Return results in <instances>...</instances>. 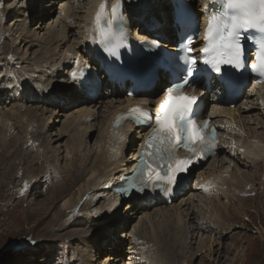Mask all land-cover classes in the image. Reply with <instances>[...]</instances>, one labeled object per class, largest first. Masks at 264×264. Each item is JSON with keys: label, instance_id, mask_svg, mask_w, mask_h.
<instances>
[{"label": "rangeland", "instance_id": "rangeland-1", "mask_svg": "<svg viewBox=\"0 0 264 264\" xmlns=\"http://www.w3.org/2000/svg\"><path fill=\"white\" fill-rule=\"evenodd\" d=\"M36 1L0 0V46H5V48L10 46L17 53H24V61L21 63L28 64L23 66L27 67V69L32 64L35 65L42 60L46 55L45 47L50 51L51 46L47 44L50 42L49 34L51 33L49 32L52 31L51 35L59 36L65 31L63 36L67 38L66 29L69 28L73 33L69 41L80 40L78 25H80L87 5V0H56L55 3H51L48 6L49 1L47 0ZM28 3L33 8L29 9L26 7ZM36 3L40 10L48 11L44 20L42 19L43 16H39L38 12L40 10L38 8L35 13L32 12L34 6H37ZM72 5L80 8L77 10L78 12L73 11V19L70 22V26L67 24L66 28L65 23H61L63 8L61 10L60 7L72 8ZM19 8L22 12L20 15L22 18L28 13L32 17L30 23H28V28L24 27L22 21L19 20L21 18L14 16L16 15L15 11ZM75 18L78 22H76ZM19 54L17 59L20 56ZM58 58H60L59 52L52 60L55 61ZM49 62L52 61L50 60ZM7 68L8 66H5L6 71ZM58 68L61 69V67ZM3 74L2 70V73H0L2 81L5 79ZM0 91L3 92V90ZM253 99L255 100V96L249 99L252 100V103L244 107V112L240 111L241 104L237 108L241 112V115L237 117L241 119L238 124L240 128L234 126L235 128L233 129L232 126V131L236 135L234 139L230 137L231 131L225 132L224 145L233 143L237 144L236 146H240V142L248 136L264 138V110L262 111L255 106L256 103ZM18 101V99L10 98L9 95L8 104L7 102V105L2 103V111L0 112V115L10 118L11 126L14 128L11 134L12 139L6 140L7 143L6 141H0V264H85L83 258L81 259L80 257L81 255L88 256V259H93V257L97 256L95 261L98 264H122L121 262L125 264L128 260V263L132 262L134 257H138L135 254L137 252L130 250L133 240L136 239L137 241L140 239L143 244L147 242L146 240H149L148 232L146 236L139 229V233H132L135 227L137 228L141 225L139 218L142 215H139L138 220H134V224L132 222L126 229L121 230L118 237H116L118 246L115 249V244L112 245L111 243L109 247H106L108 249L100 248L101 244L98 240V248H93V245L91 246L93 238L99 233L102 234L105 228L103 227L102 232H100L101 227L95 228L89 224H84V222L75 225L69 211L62 208L63 200L72 196L74 207L71 210H74L73 208L75 207L78 208L75 209L77 211L75 217H83L87 212H93H89L90 208L86 204L91 205L95 200L90 195L85 196L86 182H89V174L86 177V173L83 171L85 165H78V167L75 164L70 165V159L63 152L68 136L62 138L59 142L55 141L57 140L60 122L69 115L68 111H59V115L55 113L50 117L52 110L49 106L44 111L42 110L43 108H40V104V107L30 106L29 103L20 104ZM106 101L108 100L106 99L98 105L100 106L98 122L96 127L93 128L94 131L93 133L91 132L92 135H90L87 146L84 149L86 156H94V152L99 149V123L102 121V117L104 118L109 113L104 108L105 105L107 106ZM63 107H68L69 110L72 106L71 104L70 106L64 104ZM26 109L32 111V116H35L34 120L30 121L27 118L20 120L23 118L21 114H24ZM74 115H69L65 120L72 119ZM41 121L45 122V125L49 124L48 127L46 125V128H44L43 135L45 137L43 136V140L37 139V137L35 139L30 138L24 134L22 136V132L19 129L21 126L35 128L33 126L36 124L40 126L39 122ZM19 122L22 123L20 124ZM28 122L30 126H27L29 125ZM19 125L21 126L19 127ZM69 127L65 125L61 128L69 129ZM24 137L26 139H34V143L32 140L24 141ZM136 138L140 139V136L136 135ZM236 139L238 141H235ZM131 143L135 144L136 142L132 141ZM131 143L129 148L133 150ZM129 156L130 151L128 150L124 156L126 162H128ZM220 160L223 161L210 162L211 165L207 171L209 178L217 170H222L224 175H240L241 179L243 175H246L247 182L245 185H243L244 183L240 184V186L236 184V187H240L241 190L247 193L254 192L255 194L253 197L251 195L246 196L244 199H247V202H245L244 199L236 197L237 192L240 191L238 189L234 195L231 194L229 196L230 203L227 204L224 203L221 196L217 200L214 197L216 193L213 191L210 194L203 195L198 190L195 195L191 194L192 188H190L183 196L182 205L180 207L177 206V211L179 210L178 212L182 213V224H185L186 235L181 242L177 243L176 241L175 245L174 242L172 243L174 247L171 246L170 252L166 254L168 261L165 264H264V235L262 233L264 230V165L263 163L248 160L249 162L244 163L246 166L242 165L240 167L236 163L241 160L237 154L231 155L230 159L224 158ZM221 166L223 167L222 169ZM217 167L218 169H216ZM258 176L260 178L256 179ZM188 197H193L194 199H188ZM83 199L86 201H83ZM222 207H226L228 211L226 210L225 212ZM36 209L44 212L39 214ZM126 210V208H123L121 210L123 212L117 213L116 217L123 219V213ZM183 212H186V214ZM63 213H66L65 216L62 215ZM150 213L153 214L154 209ZM159 216L160 214H157V217L153 216L151 219L159 218ZM167 216L170 221L174 219L171 212H168ZM162 220H164L163 217H161ZM214 222L220 224L215 225ZM164 223L159 221L157 225L160 226V231L164 232L162 235H165V237L163 236L162 239L168 240V229L166 223ZM221 225L224 226L222 227ZM105 226L108 227V225ZM147 226L148 224L143 229ZM107 229L108 231L111 230L109 227ZM170 229L172 230L171 226ZM216 229L219 231H215ZM144 237L145 242H143ZM126 245L130 246L125 250ZM144 246L139 245L137 248L142 249ZM132 253L134 254L132 255ZM152 255L154 254L152 253ZM107 257L112 260L108 261L109 258ZM113 260H118L119 262L115 263Z\"/></svg>", "mask_w": 264, "mask_h": 264}, {"label": "bare ground", "instance_id": "bare-ground-1", "mask_svg": "<svg viewBox=\"0 0 264 264\" xmlns=\"http://www.w3.org/2000/svg\"><path fill=\"white\" fill-rule=\"evenodd\" d=\"M100 1L101 0H87V5L85 7V12H84L83 16L81 15L82 19L80 21V25H78L79 26L78 28L80 29V33L76 29L77 32L81 36L80 40H73L72 42L69 41V40H71L70 38L72 37L71 34H73L72 30H70L66 26H67V24L70 26V22L73 19V16H74L73 15V9L71 7H69V8L60 7V9L63 8V11H62L63 15L61 14V18H62L63 21H61V23L62 24L65 23L64 25L67 28V29L65 28L66 29L67 38H65V36H63V33L65 31L62 32V34H60L59 36L58 35H51L52 31L49 32V33H51V34H49L50 35L49 36L50 42H48L47 44L49 46H51L50 51H49V49H47L45 47L44 51H45L46 55L42 58V60H40V62H38L37 64L33 65L32 68H29V69L26 68V70H27L26 73L27 72H31V73H33L35 75V77H37V79L35 80V84H36L35 90H34L35 91V95L33 97H31L30 99L32 101L39 102L41 107H43L42 110H44V109L46 110L48 108V106L50 108L51 107L50 103H52V101L50 99H48V98L39 100L37 97L42 95L44 92H56V91L53 90V87L58 85L56 82H59L58 78H56V80H54L53 79V75H51V73H49L45 69H49L50 71L54 70L53 68L60 69V68H58V67H60L59 63L60 62H65V59H68L69 61H72L73 59H75L77 57H81L76 52V50L82 44L84 45L85 42H86L85 41L87 39L86 26L90 23V21L92 19V15L95 13ZM104 1L110 3V5H111L115 0H104ZM121 1H123L124 4L125 3L129 4L127 6V9L131 13H134L135 10L137 12H141V11H147V10L152 9L151 10L152 13L154 14V16H157V17L159 15L163 14L165 10H168L170 8V5L166 4L164 0H121ZM36 2H38V0ZM196 3H197L196 6H198L199 3H200V0H195V4ZM131 4H132L133 7H131ZM36 5L37 6H34V9L32 10L33 13H35L37 11L38 4L36 3ZM48 5H49V3L47 4V6ZM62 6H64V5H62ZM26 7H28L29 9L33 8V6L30 3H28L26 5ZM46 8H48V7H46ZM156 8H160V10H163V11L158 12V11H156ZM21 13L22 12H21V10L19 8L18 10L15 11L16 15H14V16H16L17 18H21L19 20L22 21V24L24 25V27L28 28L29 27L28 26L29 25L28 21H25L24 19H26L27 15H29L30 13H28L23 18H22V16H20ZM129 15L131 16V14H129ZM133 18L137 19L138 17H133ZM57 45H58V47H56ZM2 49L3 48H0V51ZM58 52L60 53V61L57 62L58 65L56 63V64L52 65L53 67H51L50 64L48 63L49 61L46 58H49L52 61V63H54L57 60L53 61L52 59L55 58V56L57 55ZM3 54L5 56L7 54V52H3ZM24 57H25V55H24V53H22L19 56L18 59L21 62H23L24 61ZM47 65L49 66L48 68H46ZM56 66H57V68H56ZM42 69H44V72H41ZM10 70L11 69L8 67L7 71H10ZM14 74H17V70H15ZM16 78L18 80H22L23 79L20 74H17ZM60 79H62V78H60ZM11 80H15V79H11ZM25 80L28 81L27 76H26ZM163 82H165V81H163ZM24 85H25V88L23 89L24 91L26 89L30 88V86L27 83H24ZM39 85L43 86V91L38 87ZM263 85L264 84H262V87H263ZM123 86L128 90V86H129L128 84L123 85ZM155 87L157 89H154V91H153L154 94H157V92L159 93L164 88L163 85H161L158 82L156 83ZM251 91H252V88L247 89L244 92L243 96L241 97V98H243V102H242L241 107H240V111L241 112L245 111L244 110L245 106H248V105H250L252 103V100H249L252 97L251 96ZM48 95H49V93L44 95V97H47ZM252 95L255 96V100L253 99V101L256 103L255 106H257L258 108H260L263 111L264 110V100H259V96L257 94H252ZM119 96H120V93H116L112 97L108 98L107 99L108 101H106L107 106L105 105L104 108L107 109L108 110L107 112H109V113L104 118L102 117V121L99 120L100 121V123H99L100 124L99 125L100 126V128H99V136H98L99 139H100V142H98L99 149L94 152V156H92V157L86 156L84 154V149L87 146L88 139L90 138V135H92V133L94 131L93 128L96 127V123L98 122V121L96 122V119H97V112L96 111H97V109L99 110L100 106L96 105L93 108L90 105H88V103H82L81 102V103L78 104V106L71 107L68 110V112H71L69 115L75 114L72 117V119L65 120L69 116V115H67V117L64 119L65 121L64 120L61 121V122L59 121L61 124H60V127L58 128V132H57L58 135L56 134L57 138L54 137V138L57 139L55 141L59 142L62 138L68 136V140L66 141L67 143L64 144V151L63 152L65 153V156L70 159L69 160L70 161L69 162L70 165L71 164H73V165L75 164L77 167H78V165H80V166L85 165V167L83 168L84 169L83 171L86 173V177H87V174H89V179H88L89 182L85 181L86 184H87V188L85 186V188H86L85 196L86 195H90L91 197L95 198L94 202H92L91 205L86 204V206H89V208H90L89 212L90 211H93V212L89 213V214H87L88 213L87 212L85 214V216H83V217H81V216L75 217L76 216L75 213L77 212L75 209H78V208L75 207V208H73L74 210H71L72 207H74V205H73L74 201H73V199H71L72 196L69 197V198H66L65 200H63L62 208L67 209L69 211L70 216L73 217L72 218V220L74 221L73 224H75V225H79L80 223L84 222V224H89L90 226L95 227V228L101 227L100 232H102V228L103 227L105 228V230L103 231L102 234L99 233V234L96 235V237L93 238V240L91 242V246L93 245L92 246L93 248L94 247L98 248L97 240L100 237H101L100 240H99L100 243L101 242L103 243L106 240L104 238L106 237L107 232L108 233H113V235H114L115 232H117V234H115V235H116V237H118V235L121 232V230L126 229L128 226H130V223L132 224V222L134 224V220L135 221L138 220V218L140 217L139 215L141 214L143 216V217L141 216L139 218V221H141V225L138 226L137 228L135 227V230L133 229L134 231L132 233L133 234L139 233L138 232V229H139L141 232H143L144 236H146V233L148 232L149 240H146L147 242L144 243V244L142 243V240H140V239H138V241H136L135 244L131 243L132 244L131 250H134L132 252H140V253H135L136 255H138V257H134V259L132 260L133 263L132 262L128 263L129 262V260H128L127 264H141L139 262L140 260H143L145 262L147 261V264H165L166 261H168V258L166 256V254L170 252V247L171 246L174 247L176 241H177V243H179V241L181 242V240H183V237L186 235L185 231H187V230L185 228V224L184 223L182 224V222H183L182 213L178 212L179 210L177 211V206L180 207L182 205V202L184 201V198L182 197L180 199L179 203L177 202L178 204H173V205L169 206L168 208L159 207L158 209H154V208H147V207L141 206L142 207V211L141 212H136V213H135V211H130L128 213L124 212L123 213L124 214V218L123 219H125L124 223L122 221V218H121V220L116 218V214L119 213V211L115 208L116 207V203H117L116 199H115V197L113 195L110 194L111 191L107 187L108 186V180L116 175V173H114L115 170H118L120 168L124 169V168H128L129 166H131V164L129 166H127L126 165L127 162H126V160H124V156L122 154V150H124V149L122 148L121 145H118V144L121 143V141L119 139L116 140L114 138L116 134H120L121 132L120 131L110 130L109 127H108V118L112 114L113 109L117 108L114 105L115 99H117L118 101L122 100V98L121 97L119 98ZM13 98L18 99L19 100L18 102L20 104L21 103H28V98H23L22 95H20L19 98H18L17 95L14 94ZM71 105H74V104H71ZM109 105H110V107H108ZM21 108H19V109H21ZM24 112H25L24 114H21V116H23V118L20 119V120H24L26 118L28 120H30V121L34 120L35 116L34 117L32 116V111H30L29 109L28 110L26 109V111H24ZM52 112H53V110H52ZM53 114H55V112ZM53 114L50 113L49 116L51 117ZM228 116H229L228 117L229 119L233 118L231 113H229ZM87 118H92V120L89 121ZM20 120H18V121H20ZM240 120L241 119L235 118V121H234V124H233V129L236 126H238ZM43 121L39 122L40 126L37 125V124L35 126L32 125L35 128L26 127L24 125L25 123L22 124L25 127L19 125V127L21 126L19 129L22 132L21 133L22 136L24 134L26 136H29L30 138H34L35 139V137H37V139L43 140V136H44L43 132L45 131L44 128H46V125H47V124L45 125V122H43ZM4 123H9L10 125H7V126L3 127ZM48 125H47V127H48ZM65 125L70 126L69 129H67V128L66 129H62L61 128V127H64ZM27 126H30V123ZM13 129L14 128L11 126L10 118L8 119L7 117H5V115H0V141H6L9 138L12 139L11 134L14 131ZM133 133L134 134H138V131H134ZM224 134L225 133L222 132L219 135L220 142H219L218 146L224 145V141H223L224 140ZM230 137H231V139L232 138L233 139L236 138V135L234 134V131H232V130H231ZM13 138H15V137H13ZM235 141H238V139H236ZM6 143H7V141H6ZM240 143H241V145L240 146L238 145L239 148L243 149V151H245V153H241V154L244 155L247 160H252L253 162L263 163V165H264V138H259V137H256V136L255 137L254 136H251V137L248 136V137H245L244 140H242ZM2 144L5 145V143H3V142H2ZM16 144H18V142H16ZM82 160L85 161V162H83ZM219 161L222 162L223 160H219ZM67 162H68V160H67ZM212 162H216V161L213 160ZM242 165L246 166V164H244V163H242ZM222 168L223 167L221 166V169ZM216 169H218V167ZM225 170H226V168H225ZM221 173H222V170H217V171H214L212 175H210L209 179L212 182L211 183L212 186H210V185L206 186V187L209 188V191L205 192L203 190L202 194L203 195L210 194L213 191V192L216 193L214 197H216L217 200L221 196L223 198V200H224V203L228 204V203H230V199H228L229 196L231 194L234 195L235 191L240 189V187H236V184L240 186V184L244 183L243 185H245V183L247 182V178L245 177L246 175H243L242 176L243 178L241 179L240 175L239 176H237L236 174L224 175V173H222V174ZM216 176H219V177H223L224 176L222 185H219V178L216 177ZM259 176L256 179H259L260 178ZM119 178H120L119 176H116V178L114 180H119ZM224 186L227 187L228 191H224L223 190ZM252 193H254V192H252ZM210 196H212V195H210ZM230 198H232V197H230ZM75 199H76V197H75ZM77 199H79V198H77ZM84 200L85 199H83V201ZM244 200H245V202H247V199H244ZM89 201H90V199H89ZM77 204H78V202H77ZM219 204H220V202H219ZM175 207H176V209H175ZM226 207H222L223 210H225V212L227 210ZM128 208H130V207L127 206L126 209H128ZM152 209H154V213L153 214L150 213L152 211ZM36 210L38 211L39 214H42L44 212V211L39 210V209H36ZM172 210H175V211H172ZM168 212H171V214L174 216V219H172L171 221H170L169 217L167 216ZM65 214L66 213H63L62 215L65 216ZM157 214H160L159 218L151 219V217H153V216L157 217ZM184 214H186V212ZM224 214H226V213H224ZM236 214L238 215V213H236ZM161 217H163L164 220L161 221ZM159 221L163 222V223L165 222L166 225H167L168 240H166L165 238L162 239V237L163 236L165 237V235H162V234H164V232L160 231V226L157 225V222H159ZM171 223H172V225H170ZM146 224H148V226L143 229V227ZM214 224L218 225L220 223L214 222ZM223 224L225 225V223H223ZM105 225H108V227L111 230L109 229L110 231H108V229H107L108 227L105 226ZM119 225H121V227L118 230L116 227L119 226ZM122 225H124V226H122ZM158 226H159V228H158ZM170 226L172 227V230L170 229ZM217 230L218 229H216L215 231H217ZM226 230H227V228H226ZM171 231H172V234L170 235ZM215 231H213V232H215ZM262 233L264 235V230L262 231ZM111 237H112V235H111ZM143 242H145V237H144V241ZM173 242H174V245L172 244ZM110 243L112 245L115 244V247H117L118 246L117 238L114 241L111 240ZM139 245H145V246L142 249H138L137 247ZM145 248H146L147 251L142 252L143 249H145ZM152 253L154 255H152ZM133 254L134 253H132V255ZM80 257H81V259L83 258V260L85 261V264H98L95 261V258L97 256L93 257V259H90V258L88 259V256H83V255H81ZM107 258H109L108 261L112 260V259H110V257H107ZM113 262L118 263L119 261L118 260H113ZM121 263L124 264V262H121ZM104 264H106V263H104Z\"/></svg>", "mask_w": 264, "mask_h": 264}, {"label": "snow or ice", "instance_id": "snow-or-ice-1", "mask_svg": "<svg viewBox=\"0 0 264 264\" xmlns=\"http://www.w3.org/2000/svg\"><path fill=\"white\" fill-rule=\"evenodd\" d=\"M217 8V13L207 22L204 35L206 45L196 52L190 42L184 49L185 54L180 57L183 61V77L181 79L178 76L163 90V98L158 104L155 116L139 107L129 110L132 113L131 119L137 125L150 124L153 119L155 121L141 147L139 166L134 172L136 182L130 186L131 189H135L137 185L146 187L164 182L171 191L172 186L179 185L181 173L216 148V130L212 129L209 133L208 121L200 124L195 116L198 96L195 92L185 93L183 89L191 86L199 71L198 63L209 66L217 74L223 71L225 65L237 70L244 66L241 31L247 32L251 29L264 34V0H220ZM99 18L98 14L97 21ZM100 35L107 41L104 51L109 56L118 58L119 49L124 47L123 31L116 34L109 24L107 29L100 31ZM261 48L264 49V39L261 41ZM256 59L259 63L250 65L251 72L264 78V51ZM71 75L75 79L82 73L73 72ZM123 118V115L118 117L116 125ZM119 139L124 140V135L120 134ZM180 148L188 155L179 157L177 151ZM202 187L205 192L209 191L208 187Z\"/></svg>", "mask_w": 264, "mask_h": 264}]
</instances>
